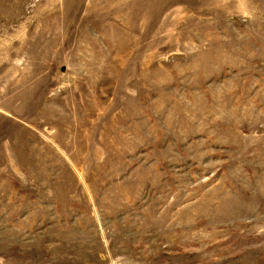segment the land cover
I'll list each match as a JSON object with an SVG mask.
<instances>
[{"label": "rangeland", "instance_id": "1", "mask_svg": "<svg viewBox=\"0 0 264 264\" xmlns=\"http://www.w3.org/2000/svg\"><path fill=\"white\" fill-rule=\"evenodd\" d=\"M0 264H264V0H0Z\"/></svg>", "mask_w": 264, "mask_h": 264}]
</instances>
